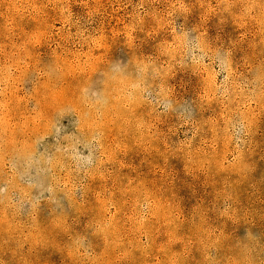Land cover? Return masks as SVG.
<instances>
[{"label":"rangeland","instance_id":"rangeland-1","mask_svg":"<svg viewBox=\"0 0 264 264\" xmlns=\"http://www.w3.org/2000/svg\"><path fill=\"white\" fill-rule=\"evenodd\" d=\"M0 264H264V0H0Z\"/></svg>","mask_w":264,"mask_h":264}]
</instances>
